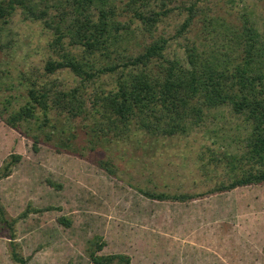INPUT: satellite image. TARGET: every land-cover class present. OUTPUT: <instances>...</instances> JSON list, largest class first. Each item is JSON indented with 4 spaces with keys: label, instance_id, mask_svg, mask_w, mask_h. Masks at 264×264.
Here are the masks:
<instances>
[{
    "label": "rangeland",
    "instance_id": "1",
    "mask_svg": "<svg viewBox=\"0 0 264 264\" xmlns=\"http://www.w3.org/2000/svg\"><path fill=\"white\" fill-rule=\"evenodd\" d=\"M36 4L38 9L42 6L40 1ZM190 4L196 6L197 16L180 33ZM167 7L170 11L152 32L136 30L130 46L140 50L165 37V55L183 58L187 44L205 49L224 41L217 31L202 29L204 16L218 30L221 23L240 26L247 13L264 31V0H174ZM129 16L123 13L118 19L128 21ZM52 39V29L21 8L0 31V165L10 154L21 155L11 174L0 180V200L11 216L28 204L39 209L16 225L29 264H92L84 248L93 235L105 241L101 253L123 252L130 264H264V183L215 190L227 173L219 165H209L206 172L199 166L200 154L208 150L235 149L234 123L242 121L211 115L201 125L171 136L133 131L117 138L98 131L91 116L93 94L112 88L115 75L103 74L96 83L82 84L69 68L45 71L48 59L60 58ZM69 48L73 53L80 50ZM31 82L53 89L82 87L87 110L73 118L52 112L56 130L51 125L44 129L54 136L45 140L41 134L35 148L24 135L31 134L34 125L14 128L5 122L26 102ZM58 137L71 144L57 151ZM138 188L196 196L157 200ZM60 216L71 224H61ZM0 264H13L3 236Z\"/></svg>",
    "mask_w": 264,
    "mask_h": 264
},
{
    "label": "trees",
    "instance_id": "2",
    "mask_svg": "<svg viewBox=\"0 0 264 264\" xmlns=\"http://www.w3.org/2000/svg\"><path fill=\"white\" fill-rule=\"evenodd\" d=\"M37 1L42 3L39 9ZM172 1L0 0V31L15 9L21 8L26 15L42 19L53 31L51 45L60 58L48 59L45 71L53 73L59 68H69L82 84H93L103 74H114V86L96 91L91 105L98 131L114 137H124L133 131L163 136L185 133L211 115L242 121L234 123L235 149L222 147L200 154V169L206 172L209 165H219L227 173L228 178L217 182L215 190L264 183V31L260 23L244 13L240 26L224 27L221 23L217 30L212 25L215 23L204 16L202 29L217 31L218 36L226 38L205 49L187 44L183 58L165 55V37L145 44L140 50L130 46L136 30L152 32L156 28L170 11L167 5ZM185 9L187 17L178 30L180 33L197 16L194 4ZM123 13H130L128 21L118 19ZM131 22L140 26L132 27ZM64 38H68L66 45ZM75 46L80 49L77 53L69 48ZM47 85L31 82L26 102L5 119L14 128L21 123L34 125L31 134L24 133L34 148L42 140L41 134L45 140L53 138V131L46 134L44 129L51 125L56 130L51 122L52 112L66 113L72 118L87 112L82 87L53 89ZM69 142L70 139L58 137L55 148L61 151ZM20 159V154L13 153L2 162L0 180L11 174ZM48 183L55 185L50 180ZM137 190L157 200L186 201L196 196L186 192ZM36 211L39 209L28 204L21 213L11 216L0 200V236L6 239V253L13 264H29L30 255L23 253L16 225ZM58 221L65 226L71 224L65 216L58 217ZM104 246L100 235L86 240L84 253L92 264H130V257L123 252L101 253Z\"/></svg>",
    "mask_w": 264,
    "mask_h": 264
}]
</instances>
